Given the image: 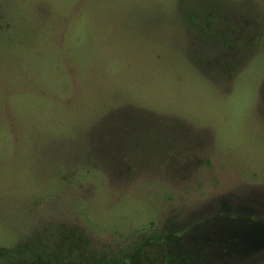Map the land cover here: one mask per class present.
Returning a JSON list of instances; mask_svg holds the SVG:
<instances>
[{"label":"rangeland","instance_id":"obj_1","mask_svg":"<svg viewBox=\"0 0 264 264\" xmlns=\"http://www.w3.org/2000/svg\"><path fill=\"white\" fill-rule=\"evenodd\" d=\"M149 228L264 264V0H0V264Z\"/></svg>","mask_w":264,"mask_h":264},{"label":"trees","instance_id":"obj_2","mask_svg":"<svg viewBox=\"0 0 264 264\" xmlns=\"http://www.w3.org/2000/svg\"><path fill=\"white\" fill-rule=\"evenodd\" d=\"M140 235L137 234V236ZM170 237V234L166 236L157 230L145 229L144 234L139 237L140 241L128 239L130 242L123 245H117L116 247L105 246L99 252L94 250L86 252L84 264H158L155 261H149L151 258L146 256L147 242L153 239H162L167 243ZM176 259L178 258H175L174 255L166 253L162 264H178Z\"/></svg>","mask_w":264,"mask_h":264}]
</instances>
